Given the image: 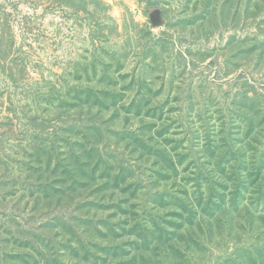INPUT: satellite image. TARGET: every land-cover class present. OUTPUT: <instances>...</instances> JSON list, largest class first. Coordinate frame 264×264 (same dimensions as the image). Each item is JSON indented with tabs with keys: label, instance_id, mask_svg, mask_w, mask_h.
Listing matches in <instances>:
<instances>
[{
	"label": "rangeland",
	"instance_id": "374dc122",
	"mask_svg": "<svg viewBox=\"0 0 264 264\" xmlns=\"http://www.w3.org/2000/svg\"><path fill=\"white\" fill-rule=\"evenodd\" d=\"M0 264H264V0H0Z\"/></svg>",
	"mask_w": 264,
	"mask_h": 264
}]
</instances>
